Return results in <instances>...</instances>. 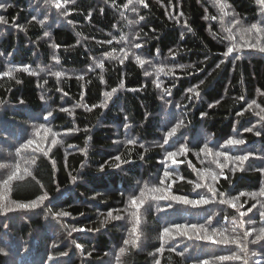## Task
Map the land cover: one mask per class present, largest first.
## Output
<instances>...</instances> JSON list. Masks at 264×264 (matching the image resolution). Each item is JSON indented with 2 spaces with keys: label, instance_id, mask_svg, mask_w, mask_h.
Wrapping results in <instances>:
<instances>
[{
  "label": "trees",
  "instance_id": "1",
  "mask_svg": "<svg viewBox=\"0 0 264 264\" xmlns=\"http://www.w3.org/2000/svg\"><path fill=\"white\" fill-rule=\"evenodd\" d=\"M0 4V264H264V240L250 243L264 229V173L258 171L264 168V53L258 50L264 47V5ZM221 4L228 7L221 11ZM228 47L233 52L224 55ZM106 92L112 96L105 105ZM229 139L245 143L228 145ZM28 140L34 143L25 148ZM205 145L211 152L202 151ZM168 151L177 152L176 163L166 159ZM237 155L249 158L242 164L225 159ZM208 185L225 199L245 195L235 207L220 204L218 195L199 207L161 198L211 196ZM130 198H138L136 206H129ZM33 202L39 206L17 207ZM117 215L122 218L113 219ZM178 225L186 227L177 231ZM246 231L247 255L232 242L245 243Z\"/></svg>",
  "mask_w": 264,
  "mask_h": 264
},
{
  "label": "snow or ice",
  "instance_id": "2",
  "mask_svg": "<svg viewBox=\"0 0 264 264\" xmlns=\"http://www.w3.org/2000/svg\"><path fill=\"white\" fill-rule=\"evenodd\" d=\"M130 2H131V0H130ZM140 2L142 3L143 0H140ZM257 3H259V4H261V5H264V0H257ZM56 6H57V7L60 6V5H59V0H57V5H56ZM145 6H147V5H145ZM3 7H5V6H4L3 4H0V8H3ZM226 7H228L227 4H221V5H220L221 11H223V9L226 8ZM225 15H227V13H225ZM32 19H35V17H32ZM140 19L143 20L144 18L141 17ZM3 20H4V18H3V17H0V21H3ZM129 22L131 23V21H129ZM236 23H239V21H237ZM252 28H253V29H258L259 26H258L257 24H253V25H252ZM245 31H247V29H245ZM44 35L47 36V35H49V33H48V32H45ZM122 39H123V37H122ZM140 46H141V45H139V44L136 45V47H140ZM53 47H59V46H57V45H53ZM258 50H259L261 53H264V47H260ZM232 52H233V48H232V47H228V48H227V51H226V53H225L224 55H229V54H231ZM53 58L56 59L55 57H53ZM235 58H238V57H235ZM57 62H58V61H57ZM140 63H143V61H140ZM98 66L102 67L103 65H98ZM188 67H192V65H188ZM24 70L27 71V68H25ZM40 70L43 71V69H40ZM56 75L59 76L60 73H56ZM81 78H82V77H81ZM45 82H46V81H45ZM17 83H20V81L17 80ZM157 87H160V85L158 84ZM115 91H116V89H113V90H112V92H115ZM165 91L168 92V93L170 94V89H165ZM188 91H190V92H195V89H193V88H189ZM112 92H106V93H105V97H106V99H105V105L107 104V99L110 98V97L112 96ZM65 95H66V93H65ZM196 95L199 96V93H196ZM41 99L43 100L44 98L41 97ZM21 103H23V101H21ZM60 110H61V111H66V112L69 111V109H67V108H61ZM69 114H71V113H69ZM239 114L242 115L243 113L241 112V113H239ZM52 115H53V113H52L51 111H49V112L47 113V117H51ZM202 115H203V114H202ZM47 117H45V118H47ZM182 124H183V122L181 121L180 123L176 124L175 127H172L171 130L168 131V132L166 133V137H165V139L163 140V144H164V145L168 144L169 139H170V138H171V137L177 132V130L181 127ZM125 127H127V125H126ZM48 131H50V130H48ZM246 131H252V128H248V129H246ZM255 134H256V135H260L261 133H260V132H256ZM210 139H211V138H210ZM33 143H34L33 140H28V141H27V144H25L24 147L27 148L29 145H32ZM52 143H53V144H56L57 141H56V140H53ZM128 143H135V141L129 140ZM244 143H245V140H243V139H229V140L227 141V144H228V145H241V144H244ZM142 147H143V146H142ZM17 151H18V150H17ZM42 151H44V150H42ZM179 151H180L181 153L186 152V151H187V146H181V148L179 149ZM202 151H205V152H211V149H210L207 145H205V147L202 149ZM44 154L47 155V154H48L47 151H44ZM176 155H177V152H176V151H168V152L166 153V159H172L173 163H176V161H175V159H174V157H176ZM216 155H224V154L218 152V153H216ZM248 158H249V157H248L247 155H237V156H233V157H230V158L227 157V156H225V159H231V160L234 161V162H235V161H238V162H240L241 164H242L244 161H246ZM116 159L119 160L120 157L117 156ZM125 162H127V161H125ZM53 163H54V162H53ZM224 166H225V165H218V167H221V168H223ZM236 170H237V169H236L235 167L231 169V171H232L233 173H234ZM240 170H241V171H244L243 168H240ZM101 171H103V168H101ZM258 171H260L261 173H264V168H260V169H258ZM29 174H30V173H29ZM219 175H220L221 177H223L224 179H228V178H229L227 175H225V174L223 173V171H221V172L219 173ZM163 176H164L165 178H169V177L172 176V173L169 172V171L166 169V166H165V170L163 171ZM75 179H76V178L73 177V182H75ZM181 179H183V178H181ZM213 179H214V180L216 179V176H215V175L213 176ZM217 182H218V181H217ZM160 184L163 185V184H164V180H160ZM195 187H196V188H200V187H204V185H201V184L197 183V184H195ZM169 188H170V185H169ZM207 188H208V192L211 193V196L204 195V196H201L200 199H195V200H193V199H188V198L183 197V196H175V195H172V196H170V197H161V198H162V199H164V198H169V199H171L172 201H175V202H177V203H179V204H182V205H191V206H194V207H199V206H202V205H207V204H210V203H215V202H217L216 198H217V195H218V196L220 197V199H219V201H218L220 204H228V205H230V206H232V207H235L236 205H235V203H233V201H239V197L242 196V195H245L244 192H240V193H238L237 195L233 196L231 199H225L226 194H225L224 192H222V191H218V190L214 189L211 185H208ZM153 190H154V191H161L162 189H160V188H156V189H153ZM143 194H144L143 192H140V196H143ZM259 194L264 195V189H261V191H260ZM252 195L255 196V195H257V193H253ZM46 199H47V196L45 195V196L40 197V198H39V201L42 203V202H43L44 200H46ZM137 199H138V198H130V205H129V206H130V207H131V206H136V205H137ZM38 206H39V204H37V203H35V202H33L32 205H29V204H19V205H17V207H19V208H24V209H27V208H29V207H33V208H34V207H38ZM170 206H171V205H170ZM241 207H242V205H241ZM253 207H255V205H253ZM12 210H14V209H12V208H7V211H12ZM251 210H252V209H248V211H251ZM138 212H139V208H137V212L132 213V215H133V217H134V219H135V224L133 225V227H132V229H131V233H133V234L136 233V231H137V226H138L139 223H140V217H139V215H138ZM259 214H260L261 217H264V211H261ZM56 215H58V216H66V215H68V213H66V212H60V213H56ZM240 215H241V216H244V215H246V213H245V212H240ZM108 216H109V217H112V211H109V212H108ZM121 218H122V217H120L119 215L113 217V219H121ZM210 222H211V221H210V219H209V223H210ZM252 222H253V221H249V223H252ZM232 223L235 225V224H237V221L233 220ZM239 223H240V226H242L243 223H244V221H240ZM185 227H186V225H178V226H177V231H179L180 229L185 228ZM191 227H192L193 229H197V225H195V224L191 225ZM200 228H201V229H204V230L206 231V229L204 228V225H200ZM73 231H83V229H73ZM170 231H171V229H169V228H165V229H164V234L167 235V234L170 233ZM260 232H261V234H258V235L255 237V239H253V240L250 241V243L255 244V243H258V242L261 241V240H264V229H261ZM181 234L183 235V234H186V233H183V232H182ZM250 235H251V231H246V232L244 233L245 243H243V244H240L238 240H233V241H232L233 243H237V244H238V246L240 247V251H241L242 253H245V255H247V253H248L247 240H246V238H247L248 236H250ZM188 238H189V239H192L193 237L189 236ZM197 238H198V239H201L202 237H197ZM209 239H210V238H209ZM212 242H213V243H216V241H212ZM124 243H125V244H128L129 241H128V240H125ZM133 243H134V242H133ZM76 247H77V248H80V245L77 244ZM2 251H3V249H0V252H2ZM121 251H123V249H121ZM180 254L183 255V253H180ZM65 255H66V253H65ZM251 255H252V256H256V252H252ZM226 258H227V257H224V256H219V257H218V259H220V260H224V259H226ZM233 258L236 259V258H239V257H233ZM157 264H159V262H157ZM204 264H208V261L205 260V261H204ZM244 264H248V260H247V259L244 260ZM255 264H261V260L257 259V260L255 261Z\"/></svg>",
  "mask_w": 264,
  "mask_h": 264
}]
</instances>
